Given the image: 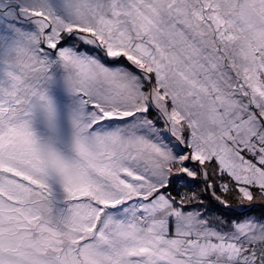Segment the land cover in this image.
<instances>
[{"label":"snow or ice","instance_id":"obj_1","mask_svg":"<svg viewBox=\"0 0 264 264\" xmlns=\"http://www.w3.org/2000/svg\"><path fill=\"white\" fill-rule=\"evenodd\" d=\"M0 264H264V0H0Z\"/></svg>","mask_w":264,"mask_h":264}]
</instances>
